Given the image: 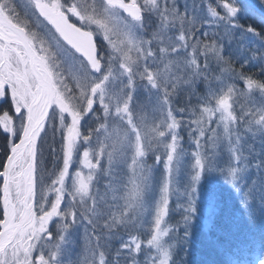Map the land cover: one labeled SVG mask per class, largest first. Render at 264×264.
I'll list each match as a JSON object with an SVG mask.
<instances>
[{"label": "snow or ice", "instance_id": "obj_1", "mask_svg": "<svg viewBox=\"0 0 264 264\" xmlns=\"http://www.w3.org/2000/svg\"><path fill=\"white\" fill-rule=\"evenodd\" d=\"M0 139V264H264V0H0Z\"/></svg>", "mask_w": 264, "mask_h": 264}, {"label": "trees", "instance_id": "obj_2", "mask_svg": "<svg viewBox=\"0 0 264 264\" xmlns=\"http://www.w3.org/2000/svg\"><path fill=\"white\" fill-rule=\"evenodd\" d=\"M0 144H2V139H0ZM49 144H51V143H49ZM0 156H2V153H0ZM205 258H206V256L204 255L202 250L197 251L195 249L193 250L192 254L189 256V259L193 262V264H197V262H199Z\"/></svg>", "mask_w": 264, "mask_h": 264}, {"label": "rangeland", "instance_id": "obj_3", "mask_svg": "<svg viewBox=\"0 0 264 264\" xmlns=\"http://www.w3.org/2000/svg\"><path fill=\"white\" fill-rule=\"evenodd\" d=\"M6 107V106H5ZM57 141L59 140V137L57 136ZM49 143H52V139H51V134H50V136H49ZM45 151L47 152V147H46V149H45ZM149 163H152V159L151 158H149Z\"/></svg>", "mask_w": 264, "mask_h": 264}]
</instances>
